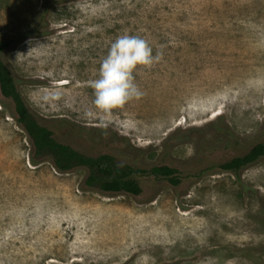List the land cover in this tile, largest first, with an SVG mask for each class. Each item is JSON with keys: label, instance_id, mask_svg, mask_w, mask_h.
<instances>
[{"label": "rangeland", "instance_id": "374dc122", "mask_svg": "<svg viewBox=\"0 0 264 264\" xmlns=\"http://www.w3.org/2000/svg\"><path fill=\"white\" fill-rule=\"evenodd\" d=\"M41 4L0 0V40H14L1 59L31 112L61 121L58 141L87 156L167 165L181 182L104 194L83 187L84 169L33 166L0 95V264H264V157L238 174L216 167L264 142V0H71L43 36L29 33ZM125 34L162 58L134 73L142 97L104 118L91 81Z\"/></svg>", "mask_w": 264, "mask_h": 264}, {"label": "trees", "instance_id": "16d2710c", "mask_svg": "<svg viewBox=\"0 0 264 264\" xmlns=\"http://www.w3.org/2000/svg\"><path fill=\"white\" fill-rule=\"evenodd\" d=\"M71 0H42L36 26L29 33L35 35L47 34V19L55 6ZM28 35V34H26ZM14 43L13 39L0 40V95L13 103L15 121L25 132L31 145L29 162L36 166L46 159L51 160L58 173H69L76 169H84L87 175L83 187L100 191L104 194H127L138 196L142 192L139 182L141 177H153L156 180H165L172 186L181 182L179 171L167 165L154 166L149 169L135 167L119 162L111 154L103 153L97 156H87L69 144L58 141L56 135L60 131L61 121H52L42 124L39 118L31 112L23 99L11 71L4 64L1 56ZM70 124V123H67ZM75 127V124H70ZM85 128L79 127L78 130ZM98 138L104 145L128 146L129 143L106 129H92L89 133ZM264 157V142L255 145L246 154L232 158L218 164L220 171L238 174L246 167L253 165Z\"/></svg>", "mask_w": 264, "mask_h": 264}, {"label": "clouds", "instance_id": "9594fccd", "mask_svg": "<svg viewBox=\"0 0 264 264\" xmlns=\"http://www.w3.org/2000/svg\"><path fill=\"white\" fill-rule=\"evenodd\" d=\"M161 58L160 52L153 55L146 39L128 34L119 36L101 61L98 78L91 81L97 113L110 117L113 110L141 98L143 92L135 82L134 73L138 69L150 70Z\"/></svg>", "mask_w": 264, "mask_h": 264}]
</instances>
